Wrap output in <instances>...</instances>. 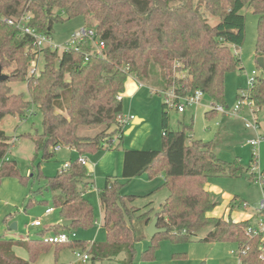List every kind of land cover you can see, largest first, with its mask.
I'll list each match as a JSON object with an SVG mask.
<instances>
[{
	"label": "trees",
	"instance_id": "obj_1",
	"mask_svg": "<svg viewBox=\"0 0 264 264\" xmlns=\"http://www.w3.org/2000/svg\"><path fill=\"white\" fill-rule=\"evenodd\" d=\"M246 6L258 15L255 52L257 58L264 57V0H0V70L8 76L0 81V121L6 115L23 119L35 105L42 114L43 131L26 135L34 142L36 153L49 159L61 146L78 154L69 167L54 176H44L40 170L25 176L16 161L6 157L11 138L0 129V185L7 177H17L24 184L31 178H42L45 186L38 192L44 189L51 200L42 199L41 203L50 202L62 220L73 221L67 228L58 222L49 231L93 227L95 208L86 196L94 184L93 176L78 159L112 149L114 137L124 134L125 124L120 118L128 77L158 91L173 89L179 96L201 90L213 104L225 105V75L240 63L232 46H242L246 37V16L242 13ZM79 15L105 42L102 54L93 52L88 38L81 42L80 51L37 47L32 35L7 21L29 16L26 25L50 37L56 22ZM208 15L216 17L218 23L213 25ZM39 54L44 66L39 72H31ZM12 81L25 82L30 99L13 92ZM250 97L257 111L264 109L263 75L255 77ZM168 106L162 104V149H125L122 167L126 180L144 173L150 178L162 173L168 196L159 209L152 201L137 206L138 198L150 194L125 195L124 183L117 176H108L98 189L106 239L93 242L88 253L94 260L125 253L124 263L133 264L136 243L146 237L148 224L158 216L159 227L167 231L151 238L142 253L144 261L155 260L162 240L189 241L210 227L203 241L234 242L239 264H264L260 257L262 235L247 232L250 220L208 216L218 204L205 187L209 179L238 177L245 170L250 172L251 166L245 169L238 159L223 160L212 141L189 139L184 128L172 129ZM216 113L208 110L205 114L209 118ZM99 124L106 128L97 135L80 134L83 126ZM32 202L30 198L28 204ZM45 232L37 238L0 239V264H30L15 253L14 247H25L34 260L53 244L45 240ZM86 243L74 239L65 244L86 249Z\"/></svg>",
	"mask_w": 264,
	"mask_h": 264
},
{
	"label": "rangeland",
	"instance_id": "obj_2",
	"mask_svg": "<svg viewBox=\"0 0 264 264\" xmlns=\"http://www.w3.org/2000/svg\"><path fill=\"white\" fill-rule=\"evenodd\" d=\"M242 13L246 16V37L242 46H232L233 51L240 58L239 65L225 75V106L233 109L242 91H248L249 78L256 71L258 76H264V69L258 66L255 44L257 39L258 15L250 7H244ZM210 22L215 25L218 19L208 15ZM87 23L83 15L73 17L63 22H56L50 36L51 41L59 45V51L68 46V42L74 34L86 27ZM47 45V44H46ZM38 72L44 66L42 54H39L33 63ZM32 67V68H33ZM13 92L24 93L26 99H30L27 84L20 81L10 82ZM159 89L141 84L133 76H129L125 83L123 97V117L133 116L139 118L136 124L134 119L124 125L125 132L114 137L112 149L98 150L88 153L86 156V166L91 170L94 184L86 193L87 198L94 205L96 221L95 225L89 229L74 230L76 239H85L88 242H102L106 239V232L102 227L103 212L100 208L98 189L103 187L108 176H117L123 183L122 193L125 195H143L154 191L152 195L140 197L135 204L144 206L152 201L156 209L165 201L168 190L163 186L164 176L158 173L150 178L147 173L126 180L122 177L123 155L125 149H162V104L166 102L165 94L157 93ZM213 104L212 99L203 94L200 103L186 104V110L180 112L175 105H169V123L172 129H185L189 139H202L212 141L215 144L217 156L226 161L239 159L241 165L246 169L251 164L253 148L248 143L254 138V131L246 127V122L259 121V132L263 136L264 143V109H256V119L251 108L242 106L238 116H230L217 112L212 117H206V112ZM129 133H126L131 127ZM106 128L105 125L83 126L80 129L81 135L95 136ZM0 129L4 130L11 138V146L6 157L15 160L17 168L22 175L31 176L33 172H40L44 176H54L59 170L65 167V163L70 162V158L78 156L76 151L69 147H62L55 150L53 157L44 159L42 153L37 154L34 142L26 135L36 131L42 132V114L40 110L32 105L23 119L18 116L6 115L0 121ZM261 153V146L259 147ZM260 159V160H259ZM258 162L264 168L263 155L260 154ZM263 165V166H262ZM211 185H216L221 191L211 190L213 198L218 202L217 206L208 212L210 217H224L229 219V210L225 213L229 200L228 194L236 196L233 200L234 209L233 221L236 214L250 213L251 223L256 224L257 209L264 200V183L251 178L250 172H245L238 177L217 176L211 179ZM45 186L42 178H31L24 184L17 177H7L0 185V239H28L37 238L41 231H46L44 237H49L53 232L49 227L59 222L58 210L47 213L46 209L51 207V203H41L42 199L51 200L50 194L43 189ZM33 198L31 204L29 199ZM228 200V201H227ZM246 201L247 205L244 206ZM230 207V206H229ZM39 219L41 226L32 225V221ZM13 223L17 228H12ZM211 228L208 227L191 240L185 242H173L164 239L160 242V247L156 252L155 260L144 261L142 253L149 247L151 238L146 233V237L136 243V256L133 264H239L238 246L234 242L215 241L207 242L202 238L206 236ZM86 249L73 248L68 244H52L48 250L42 252L36 259L30 260L29 252L25 247L16 245L15 253L29 260L30 264H125L126 254L121 253L112 259L94 260L91 255L90 260L84 262L76 254L75 250L86 253Z\"/></svg>",
	"mask_w": 264,
	"mask_h": 264
},
{
	"label": "built area",
	"instance_id": "obj_3",
	"mask_svg": "<svg viewBox=\"0 0 264 264\" xmlns=\"http://www.w3.org/2000/svg\"><path fill=\"white\" fill-rule=\"evenodd\" d=\"M29 19L28 17H25L21 20H13V19H8L7 21L10 24L16 25L19 27L24 33H28L32 35L35 38V44L37 47H45L49 46L52 49H58L60 48L59 45L54 44L50 37L39 34L37 33L33 28L29 27L26 25L27 20ZM88 38L92 42V46L94 47L93 52H97L98 54H102V50L105 47V42L100 39V37L97 34V31L94 27H84L82 28L79 32L74 34L70 41L68 42V46L64 48L65 49H74L75 51H80V44L81 42ZM47 44V45H46ZM37 67H33L31 72H35ZM257 76L256 71H253V76L249 78V86L250 89L248 91H242L241 94H239V99L237 104L234 106L233 109H230L228 106H225L223 104H212L210 110H214L216 112H220L223 114H227L230 116H238L240 114V111L242 109V106L247 105L251 108L252 112L255 113L256 109H253L254 106V101L250 97V90L254 85L255 77ZM157 93L160 94H165L166 96V103L168 105H175L180 112H184L186 110V104H198L201 101V98L203 96V92L201 90H196L190 95L186 96H179L175 93L173 89L167 90V91H156ZM134 117L130 116L129 118H124L123 116L120 118L122 123H126L130 120H132ZM256 119V118H255ZM246 127L252 128L254 130H258L259 128V123L257 120L255 122L247 121L246 122ZM262 141V138L257 136L255 139H251L249 143L253 146L254 153H253V162L250 168V174L254 177V180L259 182L260 184L264 183V171L260 168L259 162H258V152L256 149L259 148V145ZM62 148L61 146H57L56 150ZM79 162L83 163L86 165V156L81 155L79 157ZM70 162L65 163V167H69ZM247 204L245 203L244 206ZM53 208H48L46 212L52 211ZM259 211L260 213H263V215L260 217L258 223L256 225H251L247 228V232L252 235V236H258L262 235V242L260 244V257L264 259V200L260 203L259 205ZM42 222L37 219L33 222V225L35 226H40ZM77 237V234L74 230L72 231H61L60 233H53L49 237H45V240L48 242H51L53 244H65L73 241ZM75 254L83 259V260H88L90 258V255L88 252L86 253H81L79 251L75 250Z\"/></svg>",
	"mask_w": 264,
	"mask_h": 264
},
{
	"label": "crops",
	"instance_id": "obj_4",
	"mask_svg": "<svg viewBox=\"0 0 264 264\" xmlns=\"http://www.w3.org/2000/svg\"><path fill=\"white\" fill-rule=\"evenodd\" d=\"M264 58V57H263ZM136 79V78H135ZM138 81V80H137ZM142 84V83H141ZM123 98V97H122ZM256 112V111H255ZM256 114L257 113H253V115H254V118L256 117ZM134 119V118H133ZM135 119H137V117H135ZM134 119V120H135ZM139 121H141V120H139ZM130 121H128V122H126L125 124H127V123H129ZM258 123H259V121H258ZM260 127V126H259ZM252 129V128H251ZM253 131H254V138H256L257 136H259V137H263V136H261L262 134L259 132V128H258V130H254V129H252ZM251 140V139H250ZM249 140V141H250ZM249 141H248V143H249ZM262 141H263V138H262ZM262 141H261V143H260V145H259V147L261 146V153H259V150H257L256 149V151L258 152V159H259V157H260V154L261 155H263V159H264V143H262ZM250 144V143H249ZM251 145V144H250ZM252 146V145H251ZM252 148H253V146H252ZM259 149V148H258ZM255 149L253 148V151H254ZM73 151H75L74 149H73ZM253 155V154H252ZM123 157H124V155H123ZM76 158V157H75ZM253 158H254V156L252 157V159H251V164H249L248 165V167H250L251 165H252V161H253ZM72 159H74V158H70V160L69 161H71ZM236 159H238V158H236ZM239 160V159H238ZM260 160V159H259ZM240 162V161H239ZM264 165V164H263ZM262 165V166H263ZM259 166H260V161H259ZM123 167V166H122ZM87 168H88V170L91 172V170H90V168L87 166ZM260 168L264 171V168H262L261 166H260ZM251 175V174H250ZM214 177H217V176H213V177H211L210 179H209V181H208V183L206 184V189L209 191V192H211V190L213 189V190H217L218 192L219 191H221L219 188H217L216 187V189H215V186L216 185H211L210 186V183H211V179L212 178H214ZM164 183V182H163ZM262 185V184H261ZM153 192L154 191H150V192H148V193H146V194H144V196H146V195H152L153 194ZM149 195V196H150ZM226 199H228L229 200V204H228V206L226 207V211H225V213L226 212H228V210H229V217L233 220V213H234V209L232 208L233 206H234V204H233V200H235L236 199V196H233L232 197V194H228L227 196H226ZM227 200V201H228ZM100 203V202H99ZM246 203V201L244 202V204ZM247 204V203H246ZM230 206V207H229ZM49 208H53V207H49ZM100 208H101V206H100ZM48 209V208H47ZM46 209V210H47ZM54 210H56V209H54L53 208V210L52 211H50V212H48V213H52ZM102 210V209H101ZM257 215H256V224L258 223V221H259V219H260V217H261V215H260V211H259V207H258V209H257ZM212 212H214V210L212 211ZM59 214V213H58ZM252 217V214H250V213H242V214H239V213H237L236 214V217L234 218V219H236V221H244V220H250V218ZM62 219H61V217H60V215H59V222H61V224H62ZM33 222L34 221H32V225H33ZM96 223H97V221H96ZM256 224H253L252 223V225H256ZM41 226V225H40ZM102 227H103V216H102ZM104 228V227H103ZM104 230H105V228H104ZM52 232V231H51ZM105 232H106V230H105ZM76 239V238H75ZM82 240H85V239H82ZM85 241H87V240H85ZM93 242H95V241H91V242H88L87 241V243L89 244V247L91 246V244L93 243ZM88 252V251H87ZM90 255V257H91V254H89ZM81 259V258H80ZM81 260H83V259H81ZM88 260H90V258L88 259ZM88 260H86V261H88ZM84 262H86L85 260H83ZM71 264H73V263H71Z\"/></svg>",
	"mask_w": 264,
	"mask_h": 264
},
{
	"label": "water",
	"instance_id": "obj_5",
	"mask_svg": "<svg viewBox=\"0 0 264 264\" xmlns=\"http://www.w3.org/2000/svg\"><path fill=\"white\" fill-rule=\"evenodd\" d=\"M258 62H259L260 67H262L264 69V58L263 57H259L258 58ZM7 78H8V76L6 74L2 73V71L0 70V81L5 80ZM139 120H140L139 118L135 119L133 121V124L138 123ZM132 128H133V126L126 133H129ZM158 220H159V217L155 216V217H153L151 222L148 224V226L146 228V233L148 234V236L154 237L156 234H160V233H163V232L167 231V228L159 227ZM72 223H73V221L69 220V219H66V220L62 221V225L65 228L70 227L72 225ZM11 227L12 228H17V224L13 223V225Z\"/></svg>",
	"mask_w": 264,
	"mask_h": 264
}]
</instances>
